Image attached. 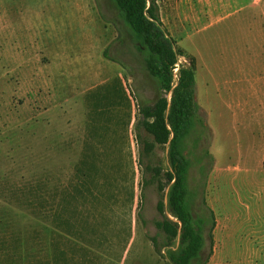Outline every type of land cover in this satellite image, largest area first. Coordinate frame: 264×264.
Listing matches in <instances>:
<instances>
[{
    "label": "rangeland",
    "instance_id": "obj_1",
    "mask_svg": "<svg viewBox=\"0 0 264 264\" xmlns=\"http://www.w3.org/2000/svg\"><path fill=\"white\" fill-rule=\"evenodd\" d=\"M18 3L46 29L0 49V264H167L136 138L139 105L160 90L132 31L114 0ZM157 3L196 60L205 126L187 141L189 202L205 243L194 264H264V63H244L264 61V0ZM152 161L168 166L167 149Z\"/></svg>",
    "mask_w": 264,
    "mask_h": 264
},
{
    "label": "trees",
    "instance_id": "obj_2",
    "mask_svg": "<svg viewBox=\"0 0 264 264\" xmlns=\"http://www.w3.org/2000/svg\"><path fill=\"white\" fill-rule=\"evenodd\" d=\"M114 2L138 43L147 71L157 80L160 90L155 101L139 105L136 123L143 183L145 186L155 184L160 196L157 209L162 218L156 220L155 225L163 239L161 243L156 236L150 239L155 251L168 258L167 264H194L205 243V219L194 217L189 202L191 162L187 141L198 122L205 126L197 114L196 60L164 27L157 0ZM157 146L167 149L168 166L152 161ZM262 169L264 173V159ZM166 206L170 215L165 212ZM214 226L211 212L210 238Z\"/></svg>",
    "mask_w": 264,
    "mask_h": 264
},
{
    "label": "crops",
    "instance_id": "obj_3",
    "mask_svg": "<svg viewBox=\"0 0 264 264\" xmlns=\"http://www.w3.org/2000/svg\"><path fill=\"white\" fill-rule=\"evenodd\" d=\"M19 4L20 3H18V0H0V49H1V54L3 55H7L8 53L5 51L11 49V47L26 48L31 46L32 42L34 43L39 42L40 39L39 34L41 33L43 28L46 29L45 27H41V25H39L38 23L34 25L30 21L27 22L26 17L30 15V10L27 11L21 9V6ZM4 49L6 50L4 51ZM244 60H245L244 63H249L252 65L264 63V61L261 60L257 61L255 57H247ZM242 69H244L245 72H247V75L250 71L253 72L256 70V68L253 69L249 68L248 70H246V68L244 67H242ZM260 70L264 72V67H262ZM225 86L227 89L230 87L229 83H226ZM255 86L256 84L254 83L253 80L252 90H255ZM228 91L231 92L233 90L228 89ZM239 106L240 109H242L244 112L248 111L247 105L245 106L239 105ZM263 133L264 132H262V135ZM256 144L257 141L253 142L254 150H256V146H255ZM249 145L251 144L249 143ZM252 232L253 231H249L248 233L252 234ZM252 237L253 236H251V238Z\"/></svg>",
    "mask_w": 264,
    "mask_h": 264
}]
</instances>
